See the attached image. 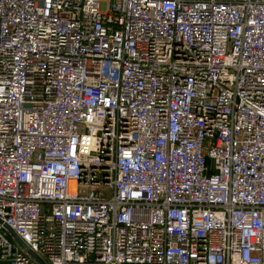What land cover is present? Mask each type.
I'll return each instance as SVG.
<instances>
[{"label": "built area", "instance_id": "obj_1", "mask_svg": "<svg viewBox=\"0 0 264 264\" xmlns=\"http://www.w3.org/2000/svg\"><path fill=\"white\" fill-rule=\"evenodd\" d=\"M4 225L46 264H264V0H0V264H39Z\"/></svg>", "mask_w": 264, "mask_h": 264}, {"label": "water", "instance_id": "obj_2", "mask_svg": "<svg viewBox=\"0 0 264 264\" xmlns=\"http://www.w3.org/2000/svg\"><path fill=\"white\" fill-rule=\"evenodd\" d=\"M4 227L10 232V234L13 236L15 241L24 249L26 250L39 264H46V262L37 256L35 253L31 252L26 245L16 236V234L9 228L7 225H4Z\"/></svg>", "mask_w": 264, "mask_h": 264}, {"label": "rangeland", "instance_id": "obj_3", "mask_svg": "<svg viewBox=\"0 0 264 264\" xmlns=\"http://www.w3.org/2000/svg\"><path fill=\"white\" fill-rule=\"evenodd\" d=\"M2 232L5 233L7 239H9L12 242H16L13 236L10 234V232L6 228L2 229Z\"/></svg>", "mask_w": 264, "mask_h": 264}, {"label": "bare ground", "instance_id": "obj_4", "mask_svg": "<svg viewBox=\"0 0 264 264\" xmlns=\"http://www.w3.org/2000/svg\"><path fill=\"white\" fill-rule=\"evenodd\" d=\"M69 184H70V187L72 188V187L74 186V181L71 180V181L69 182Z\"/></svg>", "mask_w": 264, "mask_h": 264}]
</instances>
